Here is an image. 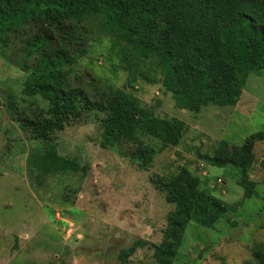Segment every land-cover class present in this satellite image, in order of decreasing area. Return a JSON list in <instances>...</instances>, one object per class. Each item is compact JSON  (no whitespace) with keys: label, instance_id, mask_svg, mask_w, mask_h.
Segmentation results:
<instances>
[{"label":"rangeland","instance_id":"obj_1","mask_svg":"<svg viewBox=\"0 0 264 264\" xmlns=\"http://www.w3.org/2000/svg\"><path fill=\"white\" fill-rule=\"evenodd\" d=\"M127 40L94 29L80 51L53 65L39 41L27 70L0 52V264H120L121 251L136 241L142 243L127 264H159L155 246L175 205L158 179L182 169L200 179L201 189L241 203L214 228L190 222L173 264H256V243H264V140L254 145L249 177L257 194L251 198L243 197L238 168L212 165L207 157L221 140L242 145L264 131V69L237 90L175 54L165 76L132 82L120 55ZM154 66L150 58L143 69L150 74ZM69 81L84 85L94 103L60 120L52 102ZM117 89L159 118L184 121L180 143L165 146L137 128L121 143H141L147 156L152 149L151 162L140 167L123 156L114 144L119 128L106 109ZM47 155L58 167L41 177ZM67 162L78 170L59 169Z\"/></svg>","mask_w":264,"mask_h":264},{"label":"trees","instance_id":"obj_2","mask_svg":"<svg viewBox=\"0 0 264 264\" xmlns=\"http://www.w3.org/2000/svg\"><path fill=\"white\" fill-rule=\"evenodd\" d=\"M130 13L128 25L121 26L122 18ZM94 29L129 39L120 55L132 82L137 77L153 81L165 76L175 54L237 90L245 87L251 73L264 69V0H0V52L21 70H27L39 41L45 43V61L53 65L80 51ZM150 58L155 66L148 74L143 67ZM52 103L56 118L68 120L94 100L84 85L74 86L69 81L56 89ZM106 109L109 122H115L120 132L114 144L140 167L151 162L153 150L148 148L147 156L141 143L132 147L121 143L122 139L131 138L138 128L165 146H177L187 130L184 121L157 117L124 89L115 91ZM262 140L264 131L249 135L242 145L221 140L214 154L207 157L212 165L230 164L240 170L238 184L244 189V199L257 194L256 182L249 174L256 160L254 145ZM48 157L38 168L41 177L58 167ZM59 167L78 170L71 162ZM158 182L166 189L167 201L175 205L163 241L155 246L159 264H173L190 222L214 228L241 203L230 204L201 189L200 179L187 169ZM141 243L123 249L120 264H127ZM254 255L256 264H264V243H256Z\"/></svg>","mask_w":264,"mask_h":264},{"label":"crops","instance_id":"obj_3","mask_svg":"<svg viewBox=\"0 0 264 264\" xmlns=\"http://www.w3.org/2000/svg\"><path fill=\"white\" fill-rule=\"evenodd\" d=\"M221 181H222V180H221ZM212 185H214V184H212ZM212 185H211V186H212ZM228 203L233 204L231 201H229Z\"/></svg>","mask_w":264,"mask_h":264}]
</instances>
